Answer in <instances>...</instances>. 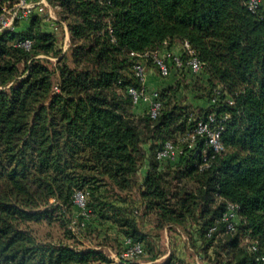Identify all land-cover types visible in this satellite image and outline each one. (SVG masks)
<instances>
[{"label":"trees","instance_id":"1","mask_svg":"<svg viewBox=\"0 0 264 264\" xmlns=\"http://www.w3.org/2000/svg\"><path fill=\"white\" fill-rule=\"evenodd\" d=\"M16 1L0 0V15ZM46 2L57 10L56 30L34 14L0 33V264H142L37 239L30 224L67 227L78 192L86 210L142 246L140 256L152 252L154 231L194 229L224 264H264V0L255 12L247 0ZM25 40L28 50L18 46ZM184 42L200 73L168 62L163 78L172 83L153 89L156 117L146 108L136 116L128 92L142 88L135 66L159 75L151 54ZM174 56L184 58L182 47ZM209 117L223 129L219 154L203 136L191 140ZM168 141L180 153L158 162ZM228 204L237 207L231 233L221 222ZM144 221L155 227L146 231ZM158 264L185 263L171 254Z\"/></svg>","mask_w":264,"mask_h":264},{"label":"rangeland","instance_id":"2","mask_svg":"<svg viewBox=\"0 0 264 264\" xmlns=\"http://www.w3.org/2000/svg\"><path fill=\"white\" fill-rule=\"evenodd\" d=\"M49 6V5H48ZM52 14L57 15V10L50 7ZM48 12L45 11L44 18L47 19ZM46 28H51L48 24ZM58 44L62 52H66L69 47V34L65 28H59L56 31ZM55 62L56 59H51ZM153 70L154 76L159 77L155 68L150 67L147 70ZM195 88H202L201 82H197ZM193 92V91H192ZM195 93V91H194ZM191 94L187 91L184 95L192 99L194 103L202 105L197 100V94ZM185 97V96H184ZM134 196L131 198L133 199ZM67 227H62L58 223L46 224H30V229L39 241L50 243H74L78 249H93L103 252L111 260L118 262L124 253L123 236L118 233L117 228L111 221H100L94 214L84 209H74L68 218ZM145 230L150 231L155 227L154 221H144ZM70 232V236L67 234ZM147 241L150 243L152 252H148L143 256L134 258V261L148 264L152 256L156 257L155 263L163 262L171 254L184 261L185 264H224L222 257L214 254V245L206 247L196 236V232L192 229V233H187L181 229L165 228L161 231H154ZM74 237V239H72ZM148 251V250H147Z\"/></svg>","mask_w":264,"mask_h":264},{"label":"built area","instance_id":"3","mask_svg":"<svg viewBox=\"0 0 264 264\" xmlns=\"http://www.w3.org/2000/svg\"><path fill=\"white\" fill-rule=\"evenodd\" d=\"M103 1V0H98ZM248 10L255 12L261 5V0H247ZM48 12V17L45 20H49L53 23V29H57V24L59 19L57 16L52 14L51 8H49L46 0H17L11 6H5L0 15V33L4 31H13L15 29V23H21L27 21L32 15L39 14L44 17L45 11ZM166 45V44H165ZM28 50L30 48V42L28 40L23 41L18 45ZM184 58L172 55L170 52H165L160 54L158 51L151 54V59L157 66L159 75L166 77L169 74L168 62H172V65L176 69L186 68L191 75H198L201 71V64L194 57V52L191 50L189 44L184 42L181 44ZM147 66L145 63H139L135 66L136 77L142 84V88L139 91L134 89H129V93L132 96V101L134 105L144 103L146 105V113L151 118L154 119L160 109V102L158 100V94L154 90H147L145 87ZM214 122L212 117H209L207 122L199 121L196 123L194 131L191 136L193 140L194 135L203 136L205 138V145L214 154H219L223 151V145L220 141L222 127L216 126L211 127ZM194 134V135H193ZM180 153V147L173 144L172 142H165L155 153V158L158 162L162 161H174L177 155ZM85 196L78 192L75 195L74 203L81 209H84ZM237 207L233 204H228L226 211L222 215V223L225 224L227 232L235 231V218H236ZM208 233V237L210 236ZM125 250L121 256L124 259H134L140 256L142 251V246L140 244H133L130 239H125L124 241ZM250 251L255 250V243L250 245Z\"/></svg>","mask_w":264,"mask_h":264},{"label":"crops","instance_id":"4","mask_svg":"<svg viewBox=\"0 0 264 264\" xmlns=\"http://www.w3.org/2000/svg\"><path fill=\"white\" fill-rule=\"evenodd\" d=\"M45 23L49 24L51 26V29H53V23L51 21L45 20ZM23 24H26V23H23ZM65 31L67 32L66 28H65ZM171 51L174 55H179L180 51H181V44H179V43L174 44L171 48ZM154 75L155 74L153 73V70H151V69L147 70L145 85L150 90H153L155 88L156 89L163 88V87L168 86L172 83L171 79H166V78L160 77L159 75H158L159 77H156ZM145 108H146V106L143 103L136 105V107L133 110V113L136 116H141L144 114ZM146 170H147L146 166L141 169L142 177L145 175Z\"/></svg>","mask_w":264,"mask_h":264}]
</instances>
